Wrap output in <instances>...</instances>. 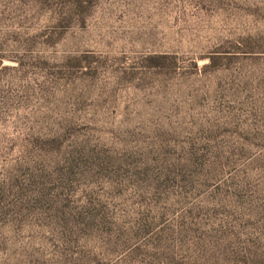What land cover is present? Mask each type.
Returning a JSON list of instances; mask_svg holds the SVG:
<instances>
[{
	"label": "rangeland",
	"instance_id": "rangeland-1",
	"mask_svg": "<svg viewBox=\"0 0 264 264\" xmlns=\"http://www.w3.org/2000/svg\"><path fill=\"white\" fill-rule=\"evenodd\" d=\"M0 264H264V0H0Z\"/></svg>",
	"mask_w": 264,
	"mask_h": 264
}]
</instances>
